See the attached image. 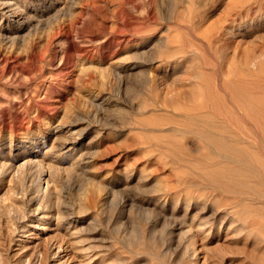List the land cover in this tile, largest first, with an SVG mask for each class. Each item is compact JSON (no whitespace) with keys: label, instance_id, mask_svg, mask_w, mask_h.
I'll return each instance as SVG.
<instances>
[{"label":"rangeland","instance_id":"374dc122","mask_svg":"<svg viewBox=\"0 0 264 264\" xmlns=\"http://www.w3.org/2000/svg\"><path fill=\"white\" fill-rule=\"evenodd\" d=\"M59 9L0 18V264H264V0Z\"/></svg>","mask_w":264,"mask_h":264},{"label":"bare ground","instance_id":"6f19581e","mask_svg":"<svg viewBox=\"0 0 264 264\" xmlns=\"http://www.w3.org/2000/svg\"><path fill=\"white\" fill-rule=\"evenodd\" d=\"M36 1V4L34 5H31L30 7V10L28 9L27 11H24V8L23 7H20L18 6L17 2H15L14 0H12L11 2H7L5 4H3V6H1L0 8V18L1 19H9V18H17V17H20V15H23L26 13H28L29 15V18L32 17V16H35L37 17L36 15L37 14H51V13H56L58 10H60L59 8L61 7V4L65 2V0H50V5L48 7L45 8V6L43 7V4L48 1V0H35ZM28 18V17H27ZM59 127V126H58ZM54 131V132H53ZM57 129H53L50 131V134L49 135H54L56 133ZM208 140L214 145L218 147L219 149V152L221 151H224L227 153V155L229 157H235L239 154H241V152H238L234 147H231L229 145H227L225 142L219 140V139H215V138H209L208 137ZM75 140H74V143H71L67 149V151H73L75 149ZM66 144V143H65ZM64 144V145H65ZM69 144V143H68ZM39 144L36 143L34 144L32 147L33 148H39L38 146ZM64 145H62L61 147H63ZM67 145V144H66ZM30 160V159H29ZM37 160H30L26 163H30V164H36ZM262 171H264V168H262ZM250 172H247V174L245 173V175H248ZM231 174H233L231 172ZM234 175V174H233ZM256 176V173H252L251 177ZM237 178V176H236ZM230 179L232 180V176H230ZM39 181H41L40 179H38V183H36L37 185V193L39 192H42L40 189L42 188L41 186V183H39ZM238 182V181H237ZM260 183L264 184V173L261 175V180H260ZM45 184V183H44ZM239 185V184H238ZM245 185V184H244ZM248 186V184H246ZM242 186V185H241ZM244 187V186H242ZM36 195H39V194H36ZM40 199V196L36 198V201H39ZM34 203V201H33ZM42 210L38 207L36 208L35 210V215L39 214ZM59 216V215H58ZM37 218V216H36ZM51 217H48L47 215L44 216V218H37L40 222H42V224H39V225H44V219H46L48 221V219H50ZM59 218V217H57ZM64 217L61 218V220L63 219ZM58 221V220H57ZM62 223V222H61ZM67 224V227L65 228L66 232H67V235L69 236H72L74 234H76V231L77 229L76 228H73L71 225L72 223L67 221L66 222ZM38 228V227H37ZM36 228V229H37ZM41 230H45L47 229V227H41L39 228ZM59 243V242H58ZM60 243H63L62 241H60ZM65 246V245H64ZM62 244L61 245H53L50 249L51 251L54 252V255L57 256L58 253H61L63 252L64 249H62ZM64 248V247H63Z\"/></svg>","mask_w":264,"mask_h":264}]
</instances>
